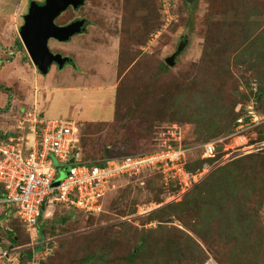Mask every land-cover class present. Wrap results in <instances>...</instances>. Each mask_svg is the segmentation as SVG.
I'll list each match as a JSON object with an SVG mask.
<instances>
[{
    "label": "rangeland",
    "instance_id": "obj_1",
    "mask_svg": "<svg viewBox=\"0 0 264 264\" xmlns=\"http://www.w3.org/2000/svg\"><path fill=\"white\" fill-rule=\"evenodd\" d=\"M32 1L45 2L0 0V136L26 134L35 115L74 121L80 158L93 163L109 153H146L161 141L177 145L176 133L197 171L185 167L188 184H165L150 169L121 180L95 216L57 205L33 240L6 219L0 254L19 250L3 231L16 224L19 244L33 253L29 262L15 251L22 264H264V138L258 124L247 126L254 110L264 130V96L254 95L264 82V0H85L56 23L86 18V31L49 45L75 65L52 66L47 75L18 43ZM187 104L203 107L189 111L199 122L181 121ZM238 106L244 129L236 132ZM214 139L216 156L201 158ZM224 166L210 194L205 180ZM141 235L147 244L132 258ZM91 254L103 258L86 261ZM0 264L15 263L0 256Z\"/></svg>",
    "mask_w": 264,
    "mask_h": 264
},
{
    "label": "built area",
    "instance_id": "obj_2",
    "mask_svg": "<svg viewBox=\"0 0 264 264\" xmlns=\"http://www.w3.org/2000/svg\"><path fill=\"white\" fill-rule=\"evenodd\" d=\"M248 113L251 120L248 128L262 121L254 110ZM35 116L21 132L26 134L0 138V183L4 187L0 214L18 218L31 238L37 235L42 214L50 215L49 209L57 205L86 215L100 214L104 196L125 175L132 178L150 169L160 174L165 184L176 178L180 184L191 182L192 174L185 169L186 150L181 146L164 142L167 145L153 153L113 157L103 166L90 165L81 161L74 121H39L40 116ZM240 126L244 127L240 124L237 132L244 129ZM216 145L217 141L205 144L203 156H214ZM72 158L74 163H70ZM63 165H69L66 177L58 186H53ZM6 255V252L0 254Z\"/></svg>",
    "mask_w": 264,
    "mask_h": 264
},
{
    "label": "water",
    "instance_id": "obj_3",
    "mask_svg": "<svg viewBox=\"0 0 264 264\" xmlns=\"http://www.w3.org/2000/svg\"><path fill=\"white\" fill-rule=\"evenodd\" d=\"M85 0H45L44 4L34 1L30 3L27 14L24 16V24L20 28V38L31 61L42 74H48L54 62L62 68L69 59L60 54H53L48 42L55 38L61 42H68L73 36L86 31L85 20H76L66 25H57L55 20L70 7L74 10L80 8ZM182 51V46L178 47V52ZM176 55L166 58V62L174 65ZM75 158L70 160L74 163ZM69 166H65L59 171V177L54 181L53 186H58L66 177Z\"/></svg>",
    "mask_w": 264,
    "mask_h": 264
},
{
    "label": "trees",
    "instance_id": "obj_4",
    "mask_svg": "<svg viewBox=\"0 0 264 264\" xmlns=\"http://www.w3.org/2000/svg\"><path fill=\"white\" fill-rule=\"evenodd\" d=\"M41 4V3H40ZM153 30H155V28L153 27ZM18 43H19V45H20V47H22V44H21V42L20 41H18ZM183 89V88H182ZM184 90V89H183ZM207 91H209L207 88H204V92H203V94L202 95H204ZM260 95V94H262V96H264V82L263 83H259V86H258V88H257V92H254V95H255V97L257 96V95ZM185 95H186V93L183 91V92H181V95H180V97L181 98H184L185 97ZM194 96L196 97V94L194 93ZM262 99V98H261ZM261 99H259V100H257V101H260ZM174 105L176 106V107H179V109L180 108H182L183 107V105H182V101H181V99L180 98H178L176 101H175V103H174ZM242 107V106H241ZM193 108H199V110H198V112L197 113H200L201 111H202V108H200V106L199 105H196V106H192V105H190V104H187L186 106H184V111L185 112H182L183 113V117H182V119H181V121H188V120H192L191 118H193V117H195L196 116V112L195 113H192V112H189V111H194V110H192ZM235 111H237V114H235V116H234V118H233V123H234V125H237V120H238V118H239V116L240 115H242L241 114V110H242V108H239V106L237 107V108H235L234 109ZM196 118V120H194V121H196V122H199V118L196 116L195 117ZM261 123H259L255 128L257 129V131H259V136H262V138H264V130H262L261 129V125H260ZM2 138H3V136H1ZM79 143H80V141L78 142V148H79ZM160 145V144H159ZM159 146H157L156 148H158ZM163 147V146H162ZM156 148L155 149H153V150H156ZM105 150H107V149H105ZM153 150H151V151H153ZM151 151H149V152H151ZM128 155H136V154H128ZM124 156H127V155H113L112 153H109L108 155L107 154H105V156H104V158H102V160H99V161H97V162H91L90 161V163H88V161H84V160H82L81 159V161L82 162H84V163H87V164H90V165H97V166H103L104 165V163H105V161L107 160V159H109V158H113V157H124ZM212 159V158H211ZM239 159V158H238ZM209 160V159H208ZM185 167H187V169L189 170V171H191V172H193L194 171V173H196L195 171H197V169H196V167H191L190 165L188 166V162H186V164H185ZM229 169V166H224L223 168H220V170H215L213 173H211L210 174V176H208L207 178H206V180H205V183H204V185H203V187L204 188H207L208 190L207 191H209L210 192V194L211 193H213L214 192V189L217 191V182H218V180H219V178H221L222 176H223V172H225L226 170H228ZM199 170V169H198ZM154 175H156L158 178H160V176L159 175H157V174H154ZM137 178V176H134V177H132V178H130L129 176H127V175H125L124 177H121L117 182H120L121 180L123 181V180H125V181H127L128 180V182L129 181H134L135 179ZM160 180L162 181V178H160ZM221 181V184L220 185H222L223 183H224V180H220ZM116 182V183H117ZM135 182H137V181H135ZM148 182V181H147ZM163 182V181H162ZM139 184H141V181L140 182H138L136 185H138L139 186ZM143 184H146V182H144L143 181ZM143 184H141V185H143ZM140 187V186H139ZM3 195H4V187H3V185L0 183V197H3ZM106 198V197H105ZM105 198H104V203H103V206H104V208H105ZM3 219V220H6V219H14L13 221H18L19 223H21L20 221H19V219L18 218H16V217H13V216H6L5 214H1V216H0V219ZM155 219H156V216L154 215V216H152L151 218H150V220H153V221H155ZM1 224V223H0ZM22 224V223H21ZM12 226L13 227H9V228H3L4 230L3 231H5V234H6V238H8L7 239V241H9V242H11V246L12 247H14V246H24V245H21V244H19L20 243V241L19 240H21V237H20V234H18L17 233V227H16V224H12ZM22 226H23V224H22ZM24 227V226H23ZM41 230V229H40ZM26 232V231H25ZM27 233V232H26ZM28 234V233H27ZM26 235V234H25ZM27 237H28V239L30 240V236H28L27 235ZM147 240H148V238H146L144 235H141L140 236V240H139V243L137 242V246H136V248H137V253H133L132 254V258L134 257V256H137V254H140L141 255V253H143V251H144V249H145V244H147ZM2 245H4V244H1L0 243V246H2ZM3 247V246H2ZM23 252V255H24V257H23V259H28V261L30 262L31 261V259H32V257H33V253H32V251L30 250V248H26L25 250H21V252H19V253H22ZM13 253H15V252H12L9 256H7L6 255V257L4 256V262L6 263H8V262H11V263H15V264H22V263H20L21 262V260L19 259V258H17L15 255H13ZM103 258V256H99L98 254H91V255H89L88 257H86V261H90V260H96V259H102Z\"/></svg>",
    "mask_w": 264,
    "mask_h": 264
},
{
    "label": "clouds",
    "instance_id": "obj_5",
    "mask_svg": "<svg viewBox=\"0 0 264 264\" xmlns=\"http://www.w3.org/2000/svg\"><path fill=\"white\" fill-rule=\"evenodd\" d=\"M38 4H40L39 2H37ZM43 4H44V1H43ZM82 7V6H81ZM71 9H73L72 7H70ZM79 9V8H78ZM77 9V10H78ZM74 10V9H73ZM63 14V13H62ZM61 14V15H62ZM60 17V16H59ZM58 19V18H57ZM56 19V20H57ZM56 20H55V23H56ZM57 24V23H56ZM58 25V24H57ZM61 26V25H60ZM52 39H54V40H57V39H55V38H51L50 40H49V42H48V47H49V45H50V41H52ZM18 41H20L21 42V44H22V48H24V46H23V43H22V41H21V38H20V40H18ZM25 49V48H24ZM49 49H50V47H49ZM26 50V49H25ZM50 51L52 52V50L50 49ZM27 52V51H26ZM53 53V52H52ZM54 54V53H53ZM28 55V54H27ZM29 56V55H28ZM62 56V55H61ZM63 57V56H62ZM32 63H33V61H32ZM54 63H56V62H54ZM34 64V63H33ZM35 66V65H34ZM52 66H55L54 64L52 65ZM52 66L50 67V70H51V68H52ZM36 67V66H35ZM37 68V67H36ZM38 69V68H37ZM49 70V71H50ZM47 75V74H46ZM67 120V119H66ZM237 126H239V123L237 124ZM76 127H77V124H76ZM78 128V127H77ZM79 131V130H78ZM236 132H237V130H236ZM174 136H176V133H175V135ZM78 137H79V134H78ZM0 138L1 139H7V136L6 135H4L3 136V138L0 136ZM174 141H177L178 142V144L176 145V144H174V146H181L183 149H185V150H187L182 144H181V137L180 138H174ZM214 141H217V145H216V152H215V154H214V156H212V157H204L203 156V154H204V145L205 144H208V143H210V142H214ZM221 143V141H219V140H216V139H214V140H211V141H209V142H206L204 145H203V153H202V155H201V158H205V159H213L215 156H216V153H217V147H218V145ZM170 144H172V143H170ZM167 144L166 143H164V142H162L161 141V143H160V145H159V147L158 148H156V150H153V151H151V152H146V153H141V154H148V153H153V152H155V151H157V150H160V149H162V148H164L165 146H166ZM173 145V144H172ZM163 146V147H162ZM78 147V146H77ZM79 149V148H78ZM79 152H80V150H79ZM81 155V154H80ZM185 164H186V161H185ZM65 166H67V165H65ZM64 165L63 166H60L59 167V171L61 170V169H63L64 167H65ZM69 166V165H68ZM67 172V171H66ZM155 174H157V175H159L160 176V178H162V181L164 182V179H163V177L160 175V174H158V173H155ZM169 184V183H168ZM112 190V189H111ZM110 191V190H109ZM107 194V193H106ZM106 196V195H105ZM105 196H104V198H105ZM104 198H103V200H102V204L104 203ZM57 208V207H56ZM56 208H53V210H50V212H51V214L50 215H48V216H46L45 215V213H43L42 214V217H41V220L42 219H46V218H51L52 217V213L54 212V210H56ZM70 210H74V211H76V212H80V211H78V210H76V209H72V208H69ZM104 212V206H103V211L101 212V213H103ZM80 213H83V212H80ZM100 213V214H101ZM83 214H85V213H83ZM86 215V214H85ZM97 215H99V214H97ZM87 216H95V215H87ZM41 226V225H40ZM40 226H39V228H38V232H37V235L35 236V238H37L38 237V234H39V230L42 228H40ZM25 228V227H24ZM25 230H26V228H25ZM26 232H27V230H26ZM28 233V232H27ZM29 234V233H28ZM30 235V237H31V234H29ZM35 238H31L32 240L33 239H35ZM30 246V245H29ZM21 247V246H20ZM24 247H27V246H22V248H20V249H22L23 250V248ZM15 252V251H14Z\"/></svg>",
    "mask_w": 264,
    "mask_h": 264
},
{
    "label": "flooded vegetation",
    "instance_id": "obj_6",
    "mask_svg": "<svg viewBox=\"0 0 264 264\" xmlns=\"http://www.w3.org/2000/svg\"><path fill=\"white\" fill-rule=\"evenodd\" d=\"M77 10V9H76ZM75 10V11H76ZM85 20V27H86V29H87V27H88V20H86V18H78V17H76V18H74L73 20H71V21H69V22H67V23H64V24H61V25H66V24H69V23H71V22H73V21H76V20ZM81 35V34H80ZM75 36H77V35H75ZM73 38H74V36L68 41V42H71L72 40H73ZM52 41H55V42H58V43H68V42H61V41H59V40H54V39H52ZM53 52V51H52ZM54 54H60V55H62L63 57H68L69 59L66 61V63L65 64H63V66H62V68L60 67V65L58 64V63H54V65L59 69V70H63V68L65 67V66H69V65H71V64H73L74 63V61H73V59L70 57V56H66V55H63L62 53H60V52H57V51H55V52H53ZM73 65H75V64H73Z\"/></svg>",
    "mask_w": 264,
    "mask_h": 264
},
{
    "label": "crops",
    "instance_id": "obj_7",
    "mask_svg": "<svg viewBox=\"0 0 264 264\" xmlns=\"http://www.w3.org/2000/svg\"><path fill=\"white\" fill-rule=\"evenodd\" d=\"M7 220H2V221H0V223L2 224L3 222H6ZM7 228L9 227V226H6ZM21 250L22 249H19V250H16V251H18L17 253H19V252H21Z\"/></svg>",
    "mask_w": 264,
    "mask_h": 264
}]
</instances>
